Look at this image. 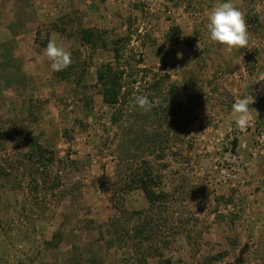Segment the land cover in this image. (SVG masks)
Instances as JSON below:
<instances>
[{
  "label": "rangeland",
  "instance_id": "374dc122",
  "mask_svg": "<svg viewBox=\"0 0 264 264\" xmlns=\"http://www.w3.org/2000/svg\"><path fill=\"white\" fill-rule=\"evenodd\" d=\"M217 2L0 0V26L31 25L37 13L65 10L41 27L71 41L66 70L81 77L89 65L81 28L130 39L119 124L111 122L116 106L96 103L97 81L32 99L20 123L0 116V264H146L159 253L162 261L174 251L194 255V221L224 203L219 199L243 164L231 158L238 153L233 141L244 134L229 132L236 98L256 99L246 133L264 131V0H233L245 12L251 40L231 54L206 35V13ZM173 27L180 29L177 45ZM137 95L153 102L150 112L134 107ZM130 129L142 136L130 149L139 146L142 155L124 159L120 146ZM34 143L53 151V162L49 155L39 162ZM227 168L234 177L223 183L220 170ZM147 170L158 179L155 190L165 193L154 205L128 184Z\"/></svg>",
  "mask_w": 264,
  "mask_h": 264
},
{
  "label": "crops",
  "instance_id": "0c3cea01",
  "mask_svg": "<svg viewBox=\"0 0 264 264\" xmlns=\"http://www.w3.org/2000/svg\"><path fill=\"white\" fill-rule=\"evenodd\" d=\"M64 13L62 8H55L37 13L31 25L14 21L0 26V116L13 119L15 124L27 115L32 99L47 100L62 93L64 84L77 88L96 83L98 67L114 62V54L104 49H97L90 62L89 48L82 45L80 51L89 64L82 77L66 69L52 71L50 62L43 57L47 44H42L40 38L55 39L71 55L73 44L60 31L41 24L54 21ZM75 68L79 67L75 65ZM95 98L96 103H103L101 94ZM255 139L253 129L236 139L235 148L243 164L225 197L219 199L224 203H213L194 221V255L186 257L174 251L168 260L162 261L164 254L159 253L156 257H146V264H154L155 259L158 264H264V157L251 158Z\"/></svg>",
  "mask_w": 264,
  "mask_h": 264
},
{
  "label": "trees",
  "instance_id": "16d2710c",
  "mask_svg": "<svg viewBox=\"0 0 264 264\" xmlns=\"http://www.w3.org/2000/svg\"><path fill=\"white\" fill-rule=\"evenodd\" d=\"M104 2L105 0H101ZM179 27H173L170 35L173 37V43L179 44L181 38L179 36ZM109 34L107 31L98 30L97 28H81L79 30V41L81 45L87 46L92 53L97 49H104L111 51L114 54L113 63H103L97 69V88H100V94L103 97V102L105 105L115 107L116 109L111 117V122L113 125L119 124V122L125 117V110L123 106L127 99V96L122 93V78L126 72V66L123 64V56L128 43L130 42L129 38L124 37H115L109 39L106 35ZM142 74L147 73L146 69H143ZM128 94V92H127ZM124 103V104H123ZM122 106V107H121ZM141 112V111H140ZM142 136L138 131H133L130 129L129 133L124 137L120 148L121 153L124 159H128L132 154H140L136 151H139V146H136V151H132L130 147H135L138 140ZM234 146L236 141L234 140ZM33 150H35L38 161H44L46 156L49 155V162H53L55 153L38 146L36 143L33 145ZM138 156V155H137ZM130 189L132 185L140 189L145 198L151 205H154L158 202L159 199L165 196L163 191H156L155 187L159 185L157 177H154L150 171H145L141 173H134L131 176ZM133 188V187H132ZM58 236V235H56Z\"/></svg>",
  "mask_w": 264,
  "mask_h": 264
},
{
  "label": "clouds",
  "instance_id": "9594fccd",
  "mask_svg": "<svg viewBox=\"0 0 264 264\" xmlns=\"http://www.w3.org/2000/svg\"><path fill=\"white\" fill-rule=\"evenodd\" d=\"M205 25L206 35L210 42L223 46L226 54L233 50L248 48L251 33L248 30L245 12L242 11L233 0H218L207 13ZM199 48V43L197 44ZM43 57L50 62L51 70L60 72L67 69L71 63V53L59 46L55 39L49 40L43 51ZM11 95V93H8ZM252 95L236 98L231 106V116L237 128L243 130L249 126L252 120L250 105L254 103ZM153 102L147 95L134 97V107L142 113H148L153 108Z\"/></svg>",
  "mask_w": 264,
  "mask_h": 264
},
{
  "label": "built area",
  "instance_id": "2783aa9c",
  "mask_svg": "<svg viewBox=\"0 0 264 264\" xmlns=\"http://www.w3.org/2000/svg\"><path fill=\"white\" fill-rule=\"evenodd\" d=\"M256 102V99L254 100ZM261 119L264 120V112L261 113ZM253 125V120H251V123L249 124V126L243 130L237 128L236 126L229 128V132L231 133V135L233 136L236 132H241V133H246L247 131H249V129L252 127ZM231 136V137H232ZM233 139V137H232ZM232 157V161L237 163V164H241L242 162V157L240 154L238 153H234V155H231ZM250 156L253 159H259V158H263L264 157V131H261L256 139L255 142L252 146V148L250 149ZM218 167H216L217 169ZM233 171L234 168H227V169H221L220 170V175H221V181L223 183H227L229 182L230 179H232L233 176ZM246 264H253V263H246Z\"/></svg>",
  "mask_w": 264,
  "mask_h": 264
}]
</instances>
